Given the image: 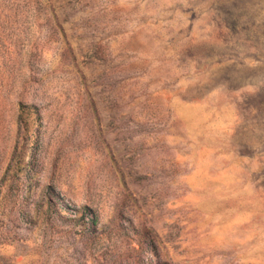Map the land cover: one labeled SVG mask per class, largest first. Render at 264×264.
<instances>
[{"label":"rangeland","instance_id":"rangeland-1","mask_svg":"<svg viewBox=\"0 0 264 264\" xmlns=\"http://www.w3.org/2000/svg\"><path fill=\"white\" fill-rule=\"evenodd\" d=\"M0 264H264V0H0Z\"/></svg>","mask_w":264,"mask_h":264}]
</instances>
